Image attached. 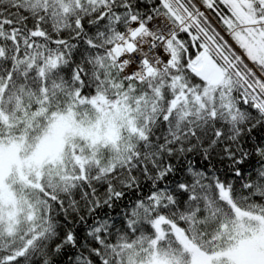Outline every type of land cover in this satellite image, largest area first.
<instances>
[{"label": "snow or ice", "instance_id": "1", "mask_svg": "<svg viewBox=\"0 0 264 264\" xmlns=\"http://www.w3.org/2000/svg\"><path fill=\"white\" fill-rule=\"evenodd\" d=\"M0 264H264V0H0Z\"/></svg>", "mask_w": 264, "mask_h": 264}]
</instances>
